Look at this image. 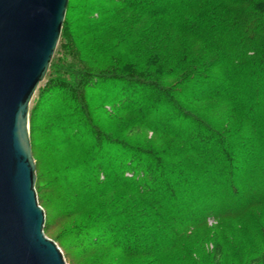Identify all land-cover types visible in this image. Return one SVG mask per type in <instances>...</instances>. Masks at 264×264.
I'll return each instance as SVG.
<instances>
[{
    "label": "trees",
    "instance_id": "16d2710c",
    "mask_svg": "<svg viewBox=\"0 0 264 264\" xmlns=\"http://www.w3.org/2000/svg\"><path fill=\"white\" fill-rule=\"evenodd\" d=\"M29 124L36 191L56 198L50 212L37 194L44 231L67 223L53 240L81 257L153 264L210 219L251 216L264 205V0H69ZM143 131L164 140L127 138ZM246 264H264V239Z\"/></svg>",
    "mask_w": 264,
    "mask_h": 264
},
{
    "label": "water",
    "instance_id": "95a60500",
    "mask_svg": "<svg viewBox=\"0 0 264 264\" xmlns=\"http://www.w3.org/2000/svg\"><path fill=\"white\" fill-rule=\"evenodd\" d=\"M69 0H0V264H69L46 236L29 111Z\"/></svg>",
    "mask_w": 264,
    "mask_h": 264
},
{
    "label": "rangeland",
    "instance_id": "374dc122",
    "mask_svg": "<svg viewBox=\"0 0 264 264\" xmlns=\"http://www.w3.org/2000/svg\"><path fill=\"white\" fill-rule=\"evenodd\" d=\"M107 108L110 110L109 106ZM213 108L215 106L207 104L205 106L206 114L209 115ZM217 113L220 114V111L218 110ZM128 136L127 138L136 143H146L151 146H155V143L157 145L156 141L164 140L163 136H157L151 131H143L139 135L129 134ZM43 138L48 139L49 135ZM162 144L158 143L159 146H162ZM42 161L43 167L42 164L39 166V174L41 173L45 178L51 164L50 157L45 153ZM38 195L43 199L49 211H54L52 209L56 204V198L53 188L50 186L49 188H43ZM40 206L43 208L42 205ZM250 214L251 216L243 215L237 218H226L220 222L210 219L206 225L185 236L180 248L160 254V258L155 260L153 264H246L249 257L256 252L262 239H264V205L254 208ZM256 218H258V222L255 221ZM67 226V223L54 220L51 222L50 230H47L45 234L52 240L58 236L62 237L66 233ZM59 248L69 264L70 257L75 264H107L111 256L110 252L103 256L98 254L81 257L75 250H68L66 247L61 248L60 246ZM151 259L153 258H127L123 261V264H150ZM113 264L119 263L117 261Z\"/></svg>",
    "mask_w": 264,
    "mask_h": 264
}]
</instances>
